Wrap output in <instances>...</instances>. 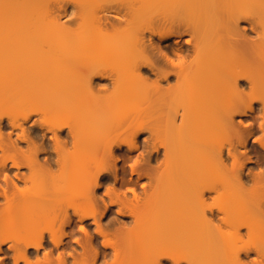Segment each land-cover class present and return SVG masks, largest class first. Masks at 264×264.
<instances>
[{"label": "bare ground", "instance_id": "6f19581e", "mask_svg": "<svg viewBox=\"0 0 264 264\" xmlns=\"http://www.w3.org/2000/svg\"><path fill=\"white\" fill-rule=\"evenodd\" d=\"M88 1L0 0V197L13 209L10 219L18 218L11 228L0 218V264H132L124 238L148 228L150 211L156 223L145 231L144 264H196L200 253L216 264H264V0H139L124 14L104 10L98 20L105 27L130 25L125 52L106 62L92 59L86 45ZM126 77L136 88L130 93L152 96L136 92L127 103L102 106L90 98L72 113L74 103L94 95L95 79H112L119 90ZM25 103L30 110L20 121ZM132 109L151 119L135 115L124 126ZM33 116L39 127H26ZM146 131L130 167L148 177L153 212L139 206L136 181H127L116 154L123 146L140 150L137 138ZM37 175L52 180L20 186ZM104 179L114 183L99 195ZM127 183L133 198L120 191ZM220 198L230 202L217 210L210 200ZM77 201L88 206L76 208ZM113 206L116 215L104 222ZM76 220L81 250L64 243L67 227L76 237ZM106 224L116 227L115 241L106 239ZM195 227L202 248H181Z\"/></svg>", "mask_w": 264, "mask_h": 264}, {"label": "rangeland", "instance_id": "374dc122", "mask_svg": "<svg viewBox=\"0 0 264 264\" xmlns=\"http://www.w3.org/2000/svg\"><path fill=\"white\" fill-rule=\"evenodd\" d=\"M139 0H89L88 2V7H89V11L90 12H88V16L85 18V20L83 21V25H84V27L88 30V40H87V46H89V48L91 49V52H92V59H94L95 57L96 58H99V60H103V61H108L109 60V58H111V57H113V56H115V57H119L120 55H123V54H121L123 51L125 52V50H126V46H127V44H128V42H129V38H128V32H129V30H130V25H128L127 24V21L126 20H123L122 22H120V23H118V24H116V26L114 27V28H112V27H105L104 25H102L101 23H100V21L98 20V15L99 14H101L102 13V11H104V10H114V12L113 13H115V11H117V12H120V13H122V14H124V13H126V11H127V9H128V7H130V6H138V4H139V2H138ZM56 2V1H55ZM52 6H55V3H52L51 4ZM127 17V16H126ZM125 17V18H126ZM124 18V19H125ZM78 23V22H77ZM74 26H77V24H75ZM121 37H122V43H120V45L119 46H117V47H112L111 45H110V43H111V41L112 40H114L115 38H120L121 39ZM186 38L184 37V39L182 40V42L184 43V40H185ZM117 55H119V56H117ZM114 57V58H115ZM121 57V56H120ZM119 57V58H120ZM95 58V59H96ZM105 58V59H104ZM107 58H108V60H107ZM145 70H146V72H145ZM148 69H144L143 70V72H144V74H146V73H148V71H147ZM122 73H123V71H122ZM150 76L149 74H146V76ZM127 78V77H126ZM149 78H151V79H153L154 77L153 76H151V77H149ZM129 81H125V83L123 84V86H121L122 88H120L119 90L117 89H115L114 87H113V82H112V79H101V78H97V79H95L94 80V86H95V90L96 91H94V95H90V97L89 98H86L87 100L85 101V100H81V101H77L76 103H74L73 104V107H72V109H74V111H72V113L73 114H76V113H79V111L80 110H82L83 108L84 109H86L87 107H89L91 104H90V101L92 102V98H97L100 102L98 103L99 105H107L106 103H108L109 105L110 104H112V102H114L113 104H115V103H120V100H121V98H123L122 100H121V103L122 102H126L127 100H129V97H131V98H133V97H135L134 95H133V93H136L137 95H136V97L137 98H142V97H144V98H146V96H147V98H149V95H151L152 96V92H148L147 90H145L144 91V89H137L138 91H134V92H131L132 93V95H131V93L129 92L130 90H136V88L134 89L133 87V85H131V83H130V79L129 78H127ZM150 79V80H151ZM112 82V83H111ZM130 85H131V87H130ZM96 86H98V87H96ZM125 86V87H124ZM107 87V90L105 91V90H103L104 88H106ZM99 88V89H98ZM98 89V90H97ZM102 89V90H101ZM113 89H115V90H113ZM122 89V90H121ZM119 93H118V92ZM150 91V90H149ZM96 92V93H95ZM115 92H116V95H115ZM140 92V93H139ZM129 93V94H128ZM139 93V94H138ZM151 93V94H150ZM96 94L98 95V96H96ZM111 94V95H110ZM121 95V96H117V95ZM100 95V96H99ZM87 96H89V95H87ZM104 96V97H103ZM127 96H129V97H127ZM150 96V97H151ZM106 97V98H105ZM90 98H91V100H90ZM130 98V101L132 100ZM143 98V99H144ZM90 101H89V100ZM93 99V100H94ZM96 100V99H95ZM93 103V102H92ZM127 103V102H126ZM5 106L7 107V109H8V106L10 107L11 106V101L10 100H7L5 103ZM90 104V105H89ZM112 104V105H113ZM89 105V106H88ZM116 105V104H115ZM29 105H26V103L25 104H21L20 105V108H19V110H18V112L16 113V116L18 117V118H21L22 119V117H23V114L26 112V111H28V110H30L29 108L30 107H28ZM86 107V108H85ZM79 110V111H78ZM133 110H135V109H132V111H130L127 115H126V118H125V120L123 121L124 123L123 124H125L124 126H126V124H128V123H130L132 120H137V119H135V117L137 116L138 118H140V116H142V114H140V116H139V114H137V111L135 110V111H133ZM132 113H135L133 116H134V118H133V116H132ZM146 114V113H145ZM143 114L144 116H142L141 118H145L146 117V119L147 120H150L151 119V117H149L148 116V118H147V115H149V114ZM129 115L130 116H132V117H129ZM136 115V116H135ZM37 117H35V116H33L32 117V119L30 120V121H26V122H24V124H25V126L26 127H29V126H36L37 128L39 127V125H37L38 123H33V124H36V125H33L32 124V122H34V120L36 119ZM130 118H133V119H131V120H129ZM20 120V119H19ZM139 120H142V119H139ZM6 121V123H7V120H5ZM20 121H23V119L22 120H20ZM32 124V125H31ZM10 127H8V129H9ZM30 128V127H29ZM40 129V128H39ZM88 130H90V128L88 129ZM86 131V130H85ZM67 132H68V130L67 129H64V131H62L61 133H60V135L63 137V136H66V134H67ZM49 135H50V133H48V138H49ZM146 136H149V133L146 131V132H144V133H141L139 136H138V138H137V140H138V144H139V146L141 147V145H142V143H143V141H144V138H146ZM20 145H22L23 146V148L25 149V148H27L26 146H27V143H25V142H20ZM142 151V147L140 148V150H138V151H133V152H130V151H128V147L127 146H123L122 147V149H117L116 150V154L118 155V156H120L121 155V157L120 158H122V160H120L119 162H118V164H120V166H121V171H124V174H125V178L127 179V181L130 179V178H133V180L134 181H136V192L138 193V194H140V198H139V200H138V204H139V206L141 207V208H143V209H145V208H151L150 210H152V208H154L153 207V205H154V201H155V203H156V200H154V198L151 196V191H149V188H150V185H151V183H150V181H149V179H148V177L147 176H144V177H142V178H139L138 177V174H132L131 173V167H130V164H131V161L133 162V160L136 158V157H138L139 156V152H141ZM118 152V153H117ZM8 153H9V151H8ZM8 153H6L7 154V156H8ZM45 154V153H44ZM42 154L41 155V157H42V160L44 159V157L46 158V157H49V154ZM10 155H11V153H10ZM126 155V156H125ZM129 155H130V157H129ZM138 155V156H137ZM127 156L129 157L128 158V160L127 159H125V158H127ZM124 159V160H123ZM76 161V162H75ZM74 162H73V164H78V163H81L80 161V159L78 160H75ZM153 164H154V162H153ZM152 164V165H153ZM119 166V165H118ZM53 168V167H52ZM61 168V166H60V164L58 163V164H56L55 166H54V168L52 169V170H54L53 172H55V176L56 175H59V173H60V169ZM24 169V170H23ZM22 170L24 171V172H27L28 171V169L26 168V167H24ZM11 170V169H10ZM12 171V172H11ZM11 171H9V172H11V173H9L10 175L12 174H14L13 172H16L17 170L16 169H14V168H12V170ZM54 175V174H53ZM110 175H111V173H110ZM39 176V177H38ZM42 175H37V177H32L28 182H27V184H25V185H23V184H21L20 186H22L23 188H27V187H32V186H34L37 182H46V181H48V180H52V179H48L47 177H45L44 175V178H40ZM54 177V176H53ZM52 177V178H53ZM80 177H82V175H80ZM51 178V177H50ZM55 179V178H54ZM127 181H125V182H127ZM102 182V186H101V188H98L97 189V194H99V195H104L105 194V192H106V190H107V186L108 187H112V185H113V181L111 180H109V181H107V180H105L104 179V181H101ZM107 182V183H106ZM105 184V185H104ZM110 184V185H109ZM150 184V185H149ZM125 184H122V186H120V191L121 192H123L124 190H125V192H126V194H128V196L129 197H132L133 198V195H132V192L131 191H129L128 190V183L126 184V186H124ZM144 186V187H143ZM106 187V188H105ZM119 187V186H118ZM127 187V188H126ZM130 187V186H129ZM144 189H147L148 191L147 192H145L144 191ZM123 190V191H122ZM13 191H15V190H13V189H10V191L9 192H13ZM28 192H30V191H27V192H25V193H28ZM105 198H106V196H105ZM107 199V198H106ZM1 200H2V202H1ZM3 200H4V198L2 199L1 197H0V218L2 217L3 219H6V223H7V225H8V227H12V226H14L15 224H16V220L18 219H16V218H14V219H12L13 217L11 216V211H13V209H9L8 207L7 208H5L6 206V203L5 202H3ZM108 201H109V198L107 199ZM154 200V201H153ZM210 200V199H209ZM212 200V199H211ZM210 200V202H212V203H214L213 204V207L215 206V208L217 209V210H219V208L220 207H225V206H227L229 203L227 202V201H229L230 202V200L228 199V198H220V199H217V200H215V201H211ZM80 201V200H79ZM153 202V203H152ZM209 202V203H210ZM5 203V204H4ZM75 203L76 202H74L73 204L75 205ZM2 204H4V206L2 205ZM56 204V203H55ZM77 205H75L76 206V208L77 207H87L88 205H84L83 203H78V201H77V203H76ZM226 204V205H225ZM52 205V207L53 206H57V205H53V204H51ZM74 205H71L72 206V208L74 207ZM102 205V204H101ZM148 205V206H147ZM225 205V206H224ZM155 206V205H154ZM3 207V208H2ZM59 207V206H58ZM11 208V207H10ZM75 208V207H74ZM102 209H103V205H102V207H101ZM70 209V211L71 210H74V209H71V208H69ZM116 210H117V206H113L112 207V213L109 215V216H107V218L105 217L104 219H103V221L105 222H107L108 220H109V218H111V217H113V216H115L116 215ZM151 212V211H150ZM148 213V217L146 218V222H145V225L143 226V227H145V226H148V228L149 227H152L151 225H155L154 223H156V221H155V218H154V216L156 215L155 214V212H153V210H152V212H153V214H151V213ZM155 214V215H154ZM10 215V216H9ZM10 217H12L11 219H10ZM77 221V220H76ZM91 221L92 220H87L85 223H88V224H86L87 226H88V228H90V232H94V228H95V226L93 225V224H91ZM102 221V222H103ZM122 221H125L126 222V224H127V226H129V227H133L132 225H134V222L132 221V219H131V217H124V218H122ZM132 221V222H131ZM152 221V222H151ZM109 222V221H108ZM154 222V223H153ZM130 223V224H129ZM76 224V225H75ZM74 225V235L76 236V237H72L71 235V233H70V229L67 227L66 228V232L68 233L67 234V236H65L64 237V243H68V241L69 242H72L71 243V245L72 246H76L75 248L76 249H79V250H81V248H79V245H76L77 244V242L75 241V239H78L79 240V237L81 238V240L83 241L85 238H84V234L82 233V232H80L79 231V221H77L76 223H75ZM89 224H91V225H89ZM109 224V223H108ZM108 224H106V227H104V230L106 231V233L108 234V237L106 238V239H108V240H110V241H115V238H116V236L118 235V233L117 232H115V230L114 229H116V227H113L111 224L109 225V227H107V225ZM144 224V223H143ZM6 225V226H7ZM48 224L47 223H45L44 224V226L42 227V228H48V227H50V229H52V227H51V225L49 226H47ZM45 226H47V227H45ZM115 226V225H114ZM118 226V225H117ZM141 226V227H142ZM54 227V226H53ZM128 227V228H129ZM55 228V227H54ZM53 228V229H54ZM110 230H109V229ZM113 228V229H112ZM145 228H147V227H145ZM147 228V229H148ZM196 228L197 227H195V228H190L185 234H186V236H188V237H186V238H188L187 240L186 239H184V241L183 240H181V241H183V245L181 246L180 245V247L181 248H184V249H186V250H188V251H193L194 249H196V250H199L200 248H202V247H200V244H203L204 242L202 241V240H200L199 238H197V236H195V234L197 235V233H199V231L197 230L196 231ZM56 229H58V226H57V228ZM112 229V230H111ZM130 229V228H129ZM146 229V230H147ZM146 230H144V228H143V231L141 230V231H133V232H131V233H129V235H127L126 236V238H124L125 239V241H127L128 240V242H129V244H134V246L136 247H133L132 245H129V247H130V252L129 253H132V254H126V255H128L127 257H129L128 258V260L130 261V263H132V264H144V260H145V257H144V255H141V253L142 252H140V250H142V248L141 247H143L142 246V244H144L145 243V239H146V234H145V231ZM107 231H109V233H110V235L111 234H114V233H116V235L114 234V235H109V233L107 232ZM76 232V233H75ZM95 233V232H94ZM132 234V235H131ZM191 234H194L193 236H191ZM73 235V236H74ZM83 235V236H82ZM110 236V237H109ZM129 236V237H128ZM69 237V238H68ZM99 237V236H98ZM71 238V239H70ZM74 238V240H72ZM71 241H70V240ZM99 239V243H101V241L103 240V238L102 237H99L98 238ZM117 239V238H116ZM127 239V240H126ZM176 238H174V240H175ZM80 240V241H81ZM186 240V241H185ZM75 241V242H74ZM124 241V242H125ZM178 241V240H177ZM180 241V242H181ZM127 242V243H128ZM144 242V243H143ZM171 242H173V239H169V241H167L166 243H164L163 245L166 247V245H168L169 246V244H170V246H171ZM126 243V242H125ZM174 243H176V245L178 244V246H179V241H178V243L177 242H174ZM174 243H173V245H174ZM164 246H163V248H164ZM131 247H133L135 250H133V248H131ZM137 247H139V248H137ZM205 247V246H204ZM5 248H6V246H5ZM74 248V249H75ZM141 248V249H140ZM69 249H71V248H69ZM72 250H73V248H72ZM110 250V249H109ZM138 251V252H137ZM136 253H138V254H136ZM133 254L135 255V256H133ZM131 255H132V257H131ZM5 256V254H1L0 255V258L2 257H4ZM251 256H253V255H251ZM126 257V258H127ZM131 257V258H130ZM133 257L134 258H136V260L134 259V260H132L133 259ZM10 261H11V259H10ZM128 261V262H129ZM10 264H11V262H10ZM163 264H173V262L171 261V260H167L166 259V261L164 260L163 261ZM181 264H188L187 262H185V263H181ZM196 264H216V261L214 260V258H212V257H210L209 255L208 256H206V255H202V253H200L199 255H198V257H197V259H196ZM227 264H229V263H227Z\"/></svg>", "mask_w": 264, "mask_h": 264}]
</instances>
